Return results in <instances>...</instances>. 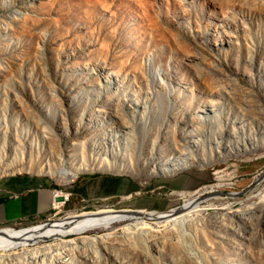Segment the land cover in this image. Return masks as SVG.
Masks as SVG:
<instances>
[{
	"label": "rangeland",
	"instance_id": "1",
	"mask_svg": "<svg viewBox=\"0 0 264 264\" xmlns=\"http://www.w3.org/2000/svg\"><path fill=\"white\" fill-rule=\"evenodd\" d=\"M251 1L0 0V179L37 177L52 193L66 195L45 220L7 227L49 225L96 209L166 211L196 197L173 192L205 185L212 186L201 193L214 191L222 199L201 204L202 215L213 204L228 203L226 198L244 210L258 188L257 193L264 191V177L257 180L264 170V145L253 153L235 147L238 155L225 160L221 144L252 134L264 116V0ZM208 29L238 41L216 54L208 45ZM197 42H205L207 50ZM205 52L223 64L207 69ZM191 55L200 63L190 64ZM199 73L215 86L208 89ZM158 95L167 103L163 116L154 112ZM242 95L251 109L240 108ZM199 130L206 136L198 148ZM135 137L145 140L147 149ZM178 140V148L194 151L193 156L176 155ZM177 156L184 159L182 169L171 171L175 167L165 157L179 161ZM155 159L157 168L151 167ZM18 168L26 171L12 172ZM79 168L86 170L67 181ZM188 224L179 225L178 235L196 264H264V219L240 225L244 235L256 236L251 242L237 237L236 250L227 255L220 237L214 238L218 255L195 247ZM129 225L110 229L117 232L103 245L115 251L110 255L96 245L101 230L42 240L31 249L50 247L39 264L125 261L123 241L132 235L121 237L119 231ZM210 231L234 235L222 227ZM144 236L133 235L142 241ZM78 246L82 257H76ZM161 247H147L144 261L136 264H166ZM28 256L4 264H28Z\"/></svg>",
	"mask_w": 264,
	"mask_h": 264
},
{
	"label": "bare ground",
	"instance_id": "2",
	"mask_svg": "<svg viewBox=\"0 0 264 264\" xmlns=\"http://www.w3.org/2000/svg\"><path fill=\"white\" fill-rule=\"evenodd\" d=\"M252 1L259 2V0H252ZM210 30L211 29H208L207 32L205 31V34L207 35V37H211V43L210 42L208 43V40H207V43L209 45V48H211V50L216 54H220L223 48H228L232 44H236V42L238 41L237 38L232 37L231 35L223 34L222 36L220 35V32H217L216 30H213V29L211 31ZM195 45L203 51L207 50L205 42L204 43L197 42ZM210 54H211L210 52L209 54L205 52L207 60H209V64H210L207 66V69L215 70L214 69L215 66L222 65L223 61L218 59L217 57L211 56ZM197 58L191 55L189 56L188 62L190 64L194 63L195 61H197L195 62V64L200 63L199 62L200 60H198ZM192 66L195 67V65H192ZM198 77H200L199 79L201 82H204L205 79L206 81H208V82H205L207 83L206 87L208 88L209 87L208 83L211 81V80L209 81V79L207 80L208 76L207 78L206 77L204 78V75L200 74L198 75ZM225 84L228 85L226 87L229 89V91L233 90L232 87H230L231 86L230 84L233 85V82L230 83L229 81L228 84L227 83ZM214 86L210 85V87H214ZM210 87L208 89H210ZM214 90L215 89H213V91ZM247 98L248 97L246 95H242L238 97V100L241 104L240 108L243 109L244 111H246V109L249 110V107L251 109V106L249 104L250 101ZM165 103L166 102L164 100V97L161 95H158L157 99L155 100V103L153 104V107L155 108L154 112L160 113V115L163 116L167 110V107H165ZM211 105H213L212 102H211ZM258 120H260L258 121L259 124L256 128V131L253 130L254 132H252V134H247L245 137L243 136V138L237 137L236 139H234V142H230V141L222 142L221 149L224 152L228 153L225 157V160H228L238 155L232 152V150H234L235 147L240 153H246V152L253 153L256 150V147H260L261 145H264V116L260 117ZM151 130H148V131H151ZM136 131L137 130H135V135L138 136ZM199 131L200 132H198V135L196 136V138L197 137L199 138L198 139L199 142H194L196 143V147L198 148H199L198 145H202L204 143L203 139L206 136L205 130L204 131L199 130ZM135 139H136L135 140L136 144L138 145L140 144L141 147L146 148V144H144L146 142L145 140H140L139 137L137 138L135 137ZM180 140L184 142H190V140L187 137H181ZM180 140L175 141L176 152H177L176 155L178 154L180 155V157L186 156L188 154L193 156L194 151L186 152L184 151L185 149L178 148ZM151 151H152V154H154L152 148H151ZM156 155L158 154L156 153ZM177 157L179 158V156ZM166 158L167 157H165V160L168 161V164L175 167L171 171L179 172L182 169L179 165H182L181 163L184 161V159L182 160L179 158V161H178L176 159L173 160V158L172 159L170 158L166 159ZM156 161L157 160L155 159L151 167L154 166L157 168V166L159 165V162L157 163ZM132 164L139 165V163H136L135 160L132 161ZM139 166L141 167V164ZM25 169L26 168H18L12 172H20L21 170H25ZM85 170H86L85 168H79L75 171L72 170L73 172L70 173V175H68L69 177H67L66 180L71 181V179L74 178L77 175V173L83 172ZM90 170H95V168H92ZM257 177H258L257 180L262 179L264 177V170L259 172ZM221 184H215V186L219 188L223 187V184L222 185ZM209 186H212V185H209ZM209 186H206V185L201 186V187L196 186L192 190H188L185 187L184 190H177L176 192H173L177 196H182V198H187L191 195L196 196V197L195 199L191 201L185 202L182 206H177L176 208L168 209L166 211H161V212L160 211H144V210H139V209H134V210L96 209L94 211H82V212H79L78 214L65 216L63 218L56 220L55 222L49 225L40 224V225H34V226H30V227H26V228H22L18 230L11 229L9 227L3 228L0 230V264H4V260L11 261L13 259L12 258L13 256L18 259L20 255L22 256L29 255L28 259L26 260L28 261V264H39V262L42 261V259L44 258L43 256L47 255L45 251L50 249V247L44 248L42 250L32 251L31 247L37 244L38 242L42 240L53 239V238H62V239L65 238L66 239V237H69V236H82V235L87 234L88 232H92L96 230H101V232L104 233L100 238L96 240V245H98L100 248L102 246L103 248L104 247L103 245H107L108 240L112 238V236H114L115 233H117V232L110 233V229L116 223H128V224L131 223V226L129 225L130 227L128 226L127 228H123L119 231L121 237H126L130 235H132L133 237V235L134 234L136 235V233L137 235L138 233H144L145 236H144L143 241H142V238L135 239L134 237L133 238L129 237L125 241H123V242H126V245L122 243V245H124L123 247L124 250H122L123 253L121 254L123 256L122 258H127V259L125 261H117L114 258V262H111V263L109 262V264H132L133 262H135V264L136 262L139 263V261H142V260L144 261V258L146 257L144 250H146L147 247H148V250L149 249L156 250L158 245L162 246L161 247L162 250L161 248H159V250H161L162 254H164L163 256L165 260L167 261L166 264H196V262L193 261L194 259L191 257L193 259L192 260L190 256H188L189 254H187L188 252L186 251L185 247L182 245V241L179 238L180 235H178V233H180V231L178 230L179 225H181L182 223L185 224L186 222H189L188 232H189V235L192 237V241L194 242L195 247H197L198 249H203V251L205 252H212L213 255H218L219 253H217V251L219 252V250H218V246L214 238L220 237L222 242H224V244L227 246V248H225V254L226 255L228 253L230 254V252L232 253L233 250H236L237 243L235 242H236L237 237H240L241 239L245 241L251 242V238L253 239V237L256 236L255 234L254 235L251 234L253 235V237L252 236L250 237V235H247V234L244 235L242 233L240 225L242 224L255 225V223L262 222V219H264V191L261 193H257L260 190L258 188L253 193V197L249 201L250 203H248L247 207L244 210L238 211L237 209L240 208V205L234 206V204H230L231 199L226 198L228 200L226 202L228 203L225 202L226 204H220V205L213 204V207L208 209L209 210L208 214L202 215L201 213L203 209H201V204L207 203V202H216L222 199L217 192L214 193V191H211V190H210L211 192L208 194L201 193L203 189H208ZM61 196L65 198L66 195L59 193V192H55L54 194V208L55 209L60 208L59 198H61ZM220 211L222 212L224 211L223 214H225V217L223 218L220 217L221 216L219 215L221 214ZM223 220L225 222H223ZM221 227L223 229L226 228L228 232L230 231L231 234H234L233 237L220 236L217 234L218 232L216 233L214 231H210V229L216 230L217 228L220 229ZM204 229H206L207 231L209 229V231L208 232L203 231ZM131 239L135 240V242L134 241L132 242ZM80 249H81V246L80 247L78 246L77 247L78 251L76 250L77 251L76 257H82L81 256L82 253L79 251ZM103 249L106 251L108 255L111 254L110 252L114 251L113 249H109L107 246H105V248ZM99 258L100 257H97L96 259H99ZM95 262L92 261V263H89V261L85 260L82 263L83 264H95ZM5 264H11V263L7 262ZM64 264H66V262Z\"/></svg>",
	"mask_w": 264,
	"mask_h": 264
},
{
	"label": "crops",
	"instance_id": "3",
	"mask_svg": "<svg viewBox=\"0 0 264 264\" xmlns=\"http://www.w3.org/2000/svg\"><path fill=\"white\" fill-rule=\"evenodd\" d=\"M52 187L37 177L12 175L0 179V227L45 220L53 200Z\"/></svg>",
	"mask_w": 264,
	"mask_h": 264
},
{
	"label": "built area",
	"instance_id": "4",
	"mask_svg": "<svg viewBox=\"0 0 264 264\" xmlns=\"http://www.w3.org/2000/svg\"><path fill=\"white\" fill-rule=\"evenodd\" d=\"M54 194L55 193H53V200H52V202H51V208H54ZM55 209V208H54ZM17 225H14L13 227H16Z\"/></svg>",
	"mask_w": 264,
	"mask_h": 264
}]
</instances>
